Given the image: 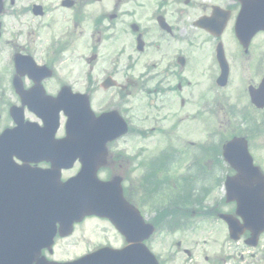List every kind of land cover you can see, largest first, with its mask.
Returning a JSON list of instances; mask_svg holds the SVG:
<instances>
[{"label":"flooded vegetation","instance_id":"flooded-vegetation-1","mask_svg":"<svg viewBox=\"0 0 264 264\" xmlns=\"http://www.w3.org/2000/svg\"><path fill=\"white\" fill-rule=\"evenodd\" d=\"M47 1L3 0L0 42L5 59H10L11 63L6 70L1 68L0 74L5 75L8 70L11 75L7 88L0 83V97L11 96V104L21 106L20 94L34 92L57 96L62 87H68L75 93L90 95L98 86L102 91L112 90L109 109L118 111L127 122L131 120L132 101L145 98V113L149 117L159 113L158 123L164 139L162 146H167L169 151L159 155L148 151H109L104 168L98 172L103 179L114 175L125 178L128 201L138 208L145 204L143 196L147 186L144 185L149 183L146 174L155 175L159 180L165 174L178 172L180 156L176 153V140L180 136L188 138L193 121L199 117L208 119L209 115V123L206 120L204 124L212 149L208 162V187L219 192L220 197L216 202L210 195L208 224L215 223L224 232L220 237L217 264H264V232L257 235L256 246H248L246 239L253 233L249 228L240 232V237L234 241L229 237L227 225L218 217L220 213H235L238 202L228 200L230 191L238 190L242 196H247L241 201L243 205L264 206V32L258 31L249 40L237 38L234 27L240 9L239 0H208V4L196 0ZM197 7L198 14L194 10ZM213 7L218 8V14H212ZM53 12L57 15L55 18H52ZM224 15L227 19L220 30ZM8 16L14 17L11 31L6 26ZM27 16L34 21L30 28L22 26V19ZM206 16L208 32L197 26L198 20ZM46 17L47 20H43ZM45 29L47 38L43 34ZM6 30L8 36H5ZM198 34L208 42V55L203 73L205 84L197 93L195 88L199 80L192 82L190 74L191 67L194 70L196 65V45L202 41L197 42ZM203 44L204 41L198 43L200 47ZM90 56H93L92 61L88 62ZM106 61L107 65H104ZM98 65L103 80L110 77L115 81L108 90L100 86L101 82L97 84V77H90ZM38 75V86H41L33 90ZM123 76L122 83L120 77ZM220 76L226 80L222 82ZM80 77L83 81L81 90L73 83ZM234 85L236 90L232 94L230 90ZM6 89L8 93H5ZM208 96L210 100L215 96L209 108ZM8 111L7 108L9 117ZM23 115L25 121L43 125L25 106ZM180 122L185 126L183 129ZM63 125L57 129L56 137L65 135ZM218 143H221L220 148ZM30 166L47 170L51 163L42 160ZM78 167L76 164L74 169ZM28 179L31 178L17 176L16 186L22 191L23 199L0 202V219L16 220L23 229L31 226L40 238L45 239L52 233V201L31 197V193L23 189ZM213 207L219 208L214 216L211 215ZM234 218L243 223V217ZM92 220L103 222L105 230L102 237L79 255L64 260L54 258L53 246L40 240L32 249L37 254L29 264L73 261L102 247L117 250L126 244L106 219L91 216L75 223L71 235H57L54 245L58 241L65 242L77 228ZM158 243L161 241L157 240L154 245ZM212 249L209 248L208 252ZM157 259L163 263L159 252ZM208 264H213L209 258Z\"/></svg>","mask_w":264,"mask_h":264},{"label":"rangeland","instance_id":"rangeland-1","mask_svg":"<svg viewBox=\"0 0 264 264\" xmlns=\"http://www.w3.org/2000/svg\"><path fill=\"white\" fill-rule=\"evenodd\" d=\"M27 1H34V0H25ZM45 2H49L47 0H44ZM197 3H207L208 4V0H206L205 2H203V0H196ZM38 3H41V1H38ZM43 4V3H42ZM194 10H196V13H199V9L198 7ZM57 15L55 12H53L52 14V18H55ZM23 20V27H31L34 23V21L32 20L31 17H26ZM43 20H47V17ZM14 24V17L13 16H8L7 17V29L11 30L14 28L13 26ZM44 37L47 38V30L45 29L43 31ZM199 40H202L201 42L204 41V44L202 47H200L198 45ZM197 45H196V65L194 70L191 67V71L192 73L190 74L191 77L193 78V80L191 79L192 82L199 80V83L197 85V87L195 88L197 93L199 92L198 89L200 88V90L203 88L204 84H205V80L203 79V73H204V69L206 67V57L208 55V51H206L207 46H208V42H206L205 38L203 36H201L200 34L197 35ZM4 57H2V55L0 56V69L3 68L2 66L4 65ZM104 65H107V61L104 63ZM124 63L121 62V66H123ZM99 65L95 67L94 72L91 74L90 77H97L100 78V81L102 80V73H100L99 71ZM5 69V68H3ZM6 70V69H5ZM85 71L87 72V68H85ZM99 71V72H98ZM2 73V72H1ZM11 73L7 70L5 71V75L0 74V83L2 85V87L5 85V87L7 88L8 86V82H9V78H10ZM4 76H6V79ZM122 79V83L124 82V76L120 77ZM74 79V78H73ZM72 79V80H73ZM238 80L239 77H237ZM71 80V81H72ZM75 87L79 90H81L83 88V81H82V77L78 78V79H74L73 80ZM209 80L207 79V85H208ZM111 88V87H110ZM107 88L106 90L110 89ZM127 88V87H126ZM236 90V85H234L231 90L230 93H234V91ZM112 90H108V91H102V89L100 87H95L92 90V93L90 94V105H91V109L95 112H99L101 109H103L104 107H109L108 102L111 98L110 92ZM5 93H8L7 89L5 90ZM196 93V94H197ZM143 101L146 103V99L142 98V97H138L137 100H133L132 101V105H133V110L130 112L133 118V123L138 124L139 126H141V124H145L149 125V120H147L144 117V113H143ZM1 110V109H0ZM152 110V109H151ZM150 110V111H151ZM145 111V110H144ZM3 111H2V115H3ZM143 117V118H141ZM10 124V122H9ZM7 125V123L4 121L3 116H1L0 118V131L1 129ZM203 130H205V126L203 124L202 127ZM200 129L199 132L197 131L196 137L193 138L196 141H200L203 138V130ZM181 139V137H180ZM187 139V138H186ZM185 141V140H184ZM181 142L182 145L184 147H186V143L185 142ZM163 143V139H160L158 136L153 135L152 133L147 134L146 136L143 137H128L125 138L123 140H121L119 143H117V147L118 148H125L126 151L128 152H134L135 149L137 147L140 146H144V148L150 152H156V148L160 147V144ZM256 150H260L259 146H255ZM117 149V148H115ZM181 167L179 168V171H181ZM134 192H136V190L134 189ZM214 197L218 198L220 197V193L219 192H214L213 193ZM155 195H153V193H151V198H149L151 203H156L155 200H153L155 197ZM219 201V200H218ZM161 208V207H159ZM158 208V209H159ZM156 209V210H158ZM146 210H148V208H145L143 211L145 212ZM181 209H179L180 211ZM92 224V227H89V225ZM77 228V227H76ZM167 228V227H166ZM105 230L104 228V223L99 221H89L86 225L81 226L80 228H77L76 232L73 234V236L71 238H69L68 240H65V242L61 241V242H57L54 247H53V257L54 258H58V259H69V258H74L77 255L80 254V252L84 249L87 248L89 246H91L96 240H98L100 237H102L101 233ZM211 231L213 232V235L211 234ZM223 231L221 230V228H219L215 223L214 224H208L207 222H204L201 224V227L199 226L194 232L192 231L187 232V233H179V232H175V234H173L172 236H168L166 234H162L160 237V239L158 241H161V243H158L157 245H155V252H159L161 256L164 257L165 254H167L168 251H178V260H175L174 262L171 263H165V264H181L180 263V257H182L185 254V250H188V253H192L194 261L196 259V262H194V264H208V258H209V262L213 263V264H217V262H219L220 260V255H219V251L218 248L221 247V240L220 237L222 238L223 236ZM218 235V236H217ZM212 239H211V238ZM264 240V239H263ZM180 241V245H176V243H178ZM209 248H213L212 250H210L208 252ZM212 253V254H211Z\"/></svg>","mask_w":264,"mask_h":264},{"label":"water","instance_id":"water-1","mask_svg":"<svg viewBox=\"0 0 264 264\" xmlns=\"http://www.w3.org/2000/svg\"><path fill=\"white\" fill-rule=\"evenodd\" d=\"M2 9V2L0 1V12ZM47 101H51V98L46 96ZM83 106H84V112L87 114H92V112L90 111V107H89V101L88 98L86 96L83 97ZM94 119V118H93ZM71 132H72V136H76L77 134V128L74 127L71 124ZM72 138V137H71ZM70 145H77V141L76 139H70L68 140ZM108 141V140H107ZM106 141V142H107ZM106 142L102 143V147L99 151H97L94 156L92 157L91 161H92V166H91V171H90V178H92L93 184L88 185L87 187L85 186V184H83L81 186V193H84L86 196V199H90V200H95L96 204H100V201L102 200V198H104L102 196L103 192H107V190H109L106 186H102L100 184H96V181H98L97 177H96V173L98 171V169L100 168V166L104 165V161H105V156H106ZM75 151H77V149H74ZM79 178H75L76 181H74V183H77V180ZM110 183L114 186V188L116 189V195L118 200L120 201L121 205L130 209L132 207H130L129 205L126 204V201L123 198L122 195V187L120 185V179L117 178H113L112 180H110ZM109 184V183H108ZM73 185V184H72ZM66 187L70 188L68 186V184H65ZM98 205H95L94 208L96 209ZM80 208L87 210L89 213H94V211L91 210L90 207H88L87 205H83L80 206ZM99 208V207H98ZM97 210V209H96ZM133 214H135L137 217L138 216V212L132 208ZM140 219V217H139ZM149 231H151L152 227L149 225ZM64 231L63 228L60 227V232ZM51 264H58V263H54L52 262Z\"/></svg>","mask_w":264,"mask_h":264}]
</instances>
